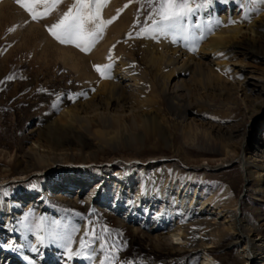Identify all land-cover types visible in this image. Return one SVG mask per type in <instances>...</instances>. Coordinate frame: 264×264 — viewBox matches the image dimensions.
I'll use <instances>...</instances> for the list:
<instances>
[{
  "label": "rangeland",
  "instance_id": "rangeland-1",
  "mask_svg": "<svg viewBox=\"0 0 264 264\" xmlns=\"http://www.w3.org/2000/svg\"><path fill=\"white\" fill-rule=\"evenodd\" d=\"M99 2L101 19L112 23L105 25L95 45L85 53L73 45L59 43L48 31L74 0H61L51 14L39 20H33L16 0H0V264H99L105 257H108L107 264H200L205 259L204 254L214 264H241L235 257L238 246L231 247L228 241L213 245L204 253L196 245L184 253L173 252L168 246L156 242L158 236L167 233V226L150 229L151 224H146L140 212L135 217L123 218L126 209L121 205L113 207L112 196L107 195V199L102 193L119 192L124 197H134V176L141 163L150 159H165L169 169L173 166L178 169L197 167L202 163L214 165L223 158L221 154H208L209 150L219 147V140L213 136L216 129L227 133L246 123L250 132L261 129V138H264V109L259 123L257 120L250 123L248 112L235 95L237 84L253 86L257 79L264 77V55L245 57L232 54L231 49L245 53L249 50V44L243 40H234L226 51L208 54L199 51L200 45L216 36L217 26L210 23L214 9V17L224 16L227 20L224 28H230L264 24V5L248 3V0H244L242 7L239 6L240 0H194L195 5L204 6L198 8L193 16L189 34L203 35L204 38L195 39L196 44H193L191 39L175 36L177 40L172 45H176L180 56L183 55V60H178L170 57L173 51L160 49L161 45H167L163 43L164 36L142 35L145 29H151L149 16L152 6L147 0ZM261 46L264 50V43ZM211 54L217 58L216 67L218 75L226 83L224 87L214 86L205 74L192 69V62L207 63ZM108 64L112 65L111 78L105 79L95 71V66ZM120 66L126 68L121 69L123 72L132 76L127 79V84L144 87L138 96L149 103L143 102L142 106L133 104L131 113H125L123 117L118 113H106L104 107L97 110L95 113L110 117V122L120 119L119 123H109L111 126L93 117L94 114L85 116L95 120L94 127L69 117L66 112L78 110L80 105L89 101L98 102L101 98L100 92L97 94L99 86L113 80L112 70ZM181 70L183 73H179ZM178 73L183 80L179 84L184 87L178 98L186 107L185 112L183 106L171 107L163 93L164 89L171 93L167 87L170 84L167 75L178 77ZM133 77L137 78L136 82L132 81ZM175 81L173 79L171 84ZM133 114L137 115L138 121L142 116L153 117V122L148 125L153 136L148 139V134L143 131L145 124L137 121V126L130 129ZM64 120L67 125L61 131L60 125ZM112 126L118 128H115L118 131L116 149L103 145L91 135L92 130L109 133ZM237 145L236 151L239 150ZM31 148L50 159L37 180L19 178L24 169H29V161L25 163L24 156L30 154ZM55 157L59 159L58 163L52 162ZM112 160L106 179L93 176L84 181L80 175L79 167L102 166L100 169L104 172V165ZM122 162H131L132 172L119 178L117 174ZM177 176V182L181 181L184 173L178 172ZM185 180L189 185V199L195 196L197 202L212 201L232 187V204L239 202L240 215L264 239V195L255 193V184L249 185L247 193L242 192V177L237 163L217 170L192 172ZM158 198L154 204L157 208L161 200ZM167 200L164 198L162 202ZM4 217L8 218V223L2 220ZM182 217L184 220L187 216ZM53 222L59 225L57 231L72 235L73 256L70 262L64 258L69 253L59 246L61 242L53 243L47 236ZM25 225H29L31 230ZM41 225L44 231L38 230ZM73 229L77 231L73 232ZM86 232L88 237H85ZM93 234L103 237L106 250L101 253L97 248L92 260L85 258L91 253V248L85 251L84 256H76L80 250L79 241L83 238L87 242ZM38 236L45 237L43 245ZM30 242H36L35 245L44 250L45 256L40 261H37L38 255L33 248L28 253L20 249L25 244L29 247ZM180 244L178 241L177 246L181 247ZM22 254L33 260L32 263L21 258Z\"/></svg>",
  "mask_w": 264,
  "mask_h": 264
},
{
  "label": "bare ground",
  "instance_id": "bare-ground-1",
  "mask_svg": "<svg viewBox=\"0 0 264 264\" xmlns=\"http://www.w3.org/2000/svg\"><path fill=\"white\" fill-rule=\"evenodd\" d=\"M211 14L212 15L210 23L213 26H217L216 21H219L220 26H217V28H215V30H217V33L214 38L209 40L207 38L208 41L200 45V53L202 50L204 51H202V53L204 54H208L209 52L216 53L220 50L226 51V48L230 46V44L234 40L236 42L237 40H239V42L243 40V42H247L249 44V50L245 53L241 50L239 51L236 49H231L230 52L232 54L242 55L245 57L249 55H264V50L261 46L264 43V24L224 28V23L227 22L224 16L215 18V9ZM231 24H233V22ZM254 28L256 30H254ZM164 37L165 41H163V43H166L167 45H161L160 49L163 51L167 50V52L168 50H171V52L173 51L172 53H170L172 54L170 57L172 59L178 58V60H181V56L183 55L180 56L181 52L180 54H178L179 50H176V45H172V43L174 44V42L177 40L176 37L173 35ZM191 40L194 41L193 44H196L195 39ZM167 46L169 47L167 48ZM102 48L104 49L105 47ZM99 52L101 51L99 50ZM214 56L215 55L213 54L209 58L207 63H201L199 61H196L194 63L192 62V64L194 65L192 69L196 68L200 73L205 74L207 76V80L213 82L214 86L219 85L220 87H224L226 86V83L224 82V79L218 75V70L216 67L217 65L215 62L217 58H215ZM166 58L168 57L166 56ZM178 63L181 64L180 62ZM187 67L188 66H186V68ZM122 68V66L114 68L112 70L113 80L104 84L102 83V85L99 86L97 94L100 92L101 98H98V102L94 103L92 101H89L86 102L83 106L80 105V108H78V110L66 112L68 113L69 117L79 119V121L87 124L90 127H94L96 122L95 120L93 121L89 118H86V115L94 114L93 117H97L96 119L99 118L101 122L104 121V123L106 124H113L114 121L119 123L120 119L110 122V117H108L107 115V117H104L103 115H99L100 113L98 114L95 112L97 110H101L102 107H104L103 110H106V113H118L123 117L125 113H131L134 107L133 104L138 103V105L142 106L143 102L145 104L146 102L149 103L148 101L141 100L138 96L139 94L143 93L144 87L139 84H127V79L132 78V76L131 74L128 75L127 73L122 71L123 69H126L125 67L123 69ZM179 73H183L182 70ZM179 73L178 77L176 75V77H172V74L167 75L168 82L170 83L167 87L171 90V93L165 91L166 89L163 90L164 95L168 97L169 104L173 108H182L183 106L182 102L178 98L179 92L181 93L184 91L183 85H180L182 84L183 80L179 77ZM173 79H176V81L171 84ZM136 80L137 78L133 77L132 81L136 82ZM235 91L237 92L235 95H237L238 99L241 100L242 105L248 112L247 119H249L250 123L255 122L256 120V123H259L260 115L264 109V77L257 79V82L254 83L253 86H251L250 84H247L245 86L237 84ZM183 110V112H185L186 107L183 106ZM80 114L84 117L79 116ZM115 116H113V119ZM132 116L133 121L131 122V124H129L130 129L131 127H136L137 124L135 123L137 122L143 123L145 124L143 131L148 134V139L150 136H153V130L148 126L153 122L152 116L146 115L145 117H143L141 115L142 117L140 121L135 118L137 115L133 114ZM122 122L123 121H121V123ZM62 124L63 125H60L61 131L65 130L64 128L67 125L65 123V120L64 122H62ZM117 126L119 127V124ZM248 126V124L243 123L234 131H230L227 133L219 129H216V131L213 130V136L217 137V139L219 140V147H216L217 149L209 150L208 154L212 155L214 153L219 155L221 154L223 156L222 160L217 161L214 165L202 163L197 167L185 166L183 169H178L176 168V166H173L169 169L165 165V159H150L147 163H141L136 176H134V179L136 181V192L134 197L132 196L130 198H127L121 195L119 192H103L102 194L105 195V198H107V195L112 196L113 207L116 208L118 207V205H121L120 207H124L126 209L123 218L128 219L130 216L135 217L137 215L136 213L140 212V214H142V217L146 219V224H151L150 229H157L161 226H167V233L165 235L158 236L156 242L158 244L168 246L173 252L184 253L185 251H187V248L196 245L195 247H201L204 253V250L212 248L213 245L216 246L220 242L228 241L229 246H238L235 257L240 260L241 264H264V239L260 236L258 230L254 228L250 223H248L245 217L241 216L242 214L240 215V212L238 211L239 202L234 201L235 203L232 204L234 197L232 187H229L227 190L221 192L219 197L212 201L205 199V201L201 200L197 202V197L195 196H192L189 199V194L187 193L189 185L187 184L188 181L185 180L186 176L192 175V172L217 170L224 168L226 167V165H229L231 163H237L242 177V192L247 193L249 185L255 184V193L257 195H264V138L263 136L261 138V129H253V131L250 132ZM86 127H83L84 130H87ZM115 128L116 130H118L117 127L112 126L111 132L109 133L92 130L91 135L103 145L111 146V148L116 149L118 141V131H116ZM210 135L211 133L209 134V136ZM62 142L63 141H61V143ZM237 144H239L238 151L235 150V146H238ZM38 147H40V145ZM29 151L30 154L28 156H24V158L26 159L25 163L29 161V169H24L20 174L21 177L19 178H33L34 180H37L39 174L42 172L44 166L49 163L50 159L33 148L29 149ZM77 152L80 153V150H77ZM256 159L260 160L258 161L260 163H258ZM51 160L52 162H59V159H57L56 157ZM136 160L137 159H134V161ZM110 163L104 165L106 167V169L103 170L104 172H102V170L100 169L102 166L95 165H93L94 167L91 165H84L83 168L79 167L78 169H80V175L84 177V181L93 176H99L100 179H106L107 175L110 172L113 160ZM131 166V162H122L121 166L119 167L120 171L117 174L118 177L120 178V176H126L127 174H130L132 172ZM187 171H189L190 173ZM178 172L182 174L184 173V178L181 181L177 182L176 179L179 180V177L177 176ZM72 183L75 184L76 181ZM64 185L68 186V184ZM168 191L170 192L168 193ZM163 194H165L164 197H162ZM167 195L169 196L168 198L166 197ZM157 196L161 199L159 200L160 202L158 208L154 207V204L157 203L155 202L157 200ZM164 198L168 200L163 203L162 199ZM231 206L232 209H230ZM190 207H192L191 210H189ZM6 211H8V208L6 209ZM200 214H206L208 216L202 217L199 216ZM149 215L152 216L148 217ZM215 215H218V217H215ZM182 216L187 217H185V219L183 220ZM217 219H219L220 221H217ZM2 220L5 223H8L7 217H4ZM202 238H205L204 241L206 242H204ZM178 241H180L181 247L177 246ZM29 244V247L27 246V244H25V246L20 249L22 251H25V253H28L32 248H37V250H35V254L38 255L37 261H40V258L42 259V257L44 258L45 252L43 249L40 250L38 245H35L36 242H30ZM204 256L205 259L202 260L200 264L215 263L212 262V259L207 254H204ZM21 258L27 260L29 263H32L33 261L29 260L27 256H23V254ZM64 258L68 262H70L72 259H68V256L65 255Z\"/></svg>",
  "mask_w": 264,
  "mask_h": 264
},
{
  "label": "snow or ice",
  "instance_id": "snow-or-ice-1",
  "mask_svg": "<svg viewBox=\"0 0 264 264\" xmlns=\"http://www.w3.org/2000/svg\"><path fill=\"white\" fill-rule=\"evenodd\" d=\"M152 6L151 14L149 16V23L151 29H145L142 35L158 34L160 36H179L185 40L188 39H203V35L189 34V24L192 23L193 16L196 15L198 8L203 7V4L195 5L194 0H147ZM20 8L26 11L33 20L43 19L61 3V0H16ZM248 3H258L264 5V0H248ZM244 0H240V5L243 6ZM101 4L99 0H74L73 5L65 12L59 21L53 24L48 31L61 44L73 45L81 51L87 53L97 42L99 33H102L106 24L112 21H103L100 17ZM42 9V10H40ZM234 23V22H233ZM217 26L219 21H216ZM91 26V27H89ZM194 27H201V25L193 24ZM111 59V57H109ZM112 65L95 66V71L100 74L102 78H111L109 73ZM28 230H31L29 225H25ZM59 225L55 222L50 226L47 236L51 242H61L59 246L64 247L65 251L69 253L68 259L73 256L71 244L73 243L72 235L67 232H59L56 229ZM39 231H44L43 226H38ZM73 232L77 229H73ZM105 231H107L105 229ZM89 233H85L88 237ZM40 244L45 242L44 236H38ZM97 241H100L97 243ZM111 247V246H107ZM91 248L85 258L92 260L93 254L99 248L103 253L106 250V243L103 237L93 234L91 239L87 242L85 239L79 241V251L75 253L76 256H84L85 251ZM34 251L36 249H33ZM108 257L100 260L99 264H107Z\"/></svg>",
  "mask_w": 264,
  "mask_h": 264
}]
</instances>
